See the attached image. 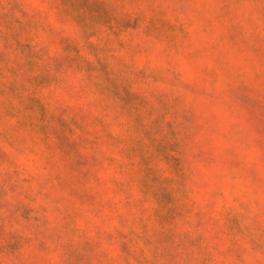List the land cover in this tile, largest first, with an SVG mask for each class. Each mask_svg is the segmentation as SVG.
I'll return each instance as SVG.
<instances>
[{"label":"rangeland","instance_id":"1","mask_svg":"<svg viewBox=\"0 0 264 264\" xmlns=\"http://www.w3.org/2000/svg\"><path fill=\"white\" fill-rule=\"evenodd\" d=\"M0 264H264V0H0Z\"/></svg>","mask_w":264,"mask_h":264}]
</instances>
